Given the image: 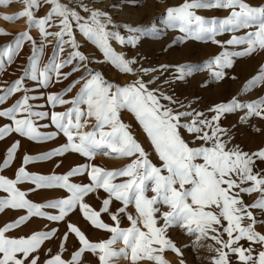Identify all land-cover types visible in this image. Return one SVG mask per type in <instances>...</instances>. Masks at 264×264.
Returning a JSON list of instances; mask_svg holds the SVG:
<instances>
[{
  "label": "snow or ice",
  "instance_id": "6c2138e0",
  "mask_svg": "<svg viewBox=\"0 0 264 264\" xmlns=\"http://www.w3.org/2000/svg\"><path fill=\"white\" fill-rule=\"evenodd\" d=\"M14 2L22 3L23 10L15 16L0 18L9 23L26 18L29 31L17 35L12 43L0 46V72L13 62L26 44L31 45L32 51L23 74L8 87H0V106L19 94L11 106L0 107V119L9 122L0 126V141L16 134L34 143H45L54 141L62 134L66 143L40 155L26 154L22 158V166L12 179L0 175V194H3L0 195V213L6 210L25 212L16 221L0 227V264H39L38 251L45 242L56 238L57 228L36 231L19 238L7 234L30 222L31 218H41L49 224L67 222L66 218L77 209L95 228L111 233V238L101 243H89L78 227L68 223L60 252L66 249L70 234L75 235L82 247L71 255L67 264H78L77 258L86 250L93 253L99 250L101 264H109L113 258L121 255L127 258L126 249L131 251L133 264L140 256L155 261V264H165L160 255L153 253L171 250L181 255V251L167 237V231L174 226H179L189 236L194 235L197 242L209 238L214 241L218 247L215 248L217 255L212 264H231L232 254L238 257L239 264H264V234L255 230V226L264 223V220H258L252 211L256 209L264 213V170H255L257 160L264 162V149L249 154L238 146L229 147L231 138L228 137V130L219 124L226 114H234L239 110H246L240 122L252 117L264 119V97L244 103L234 97L229 102L200 111L192 108L191 104L179 103L159 87L150 88L159 77L146 82L140 75L146 76L151 72L163 75L172 69L173 75L164 81L165 84L177 79L184 81L200 72H206L213 82L222 81L227 70L233 68L235 58L250 57L264 51V6L252 7L244 0H186L181 6L168 8L167 20L174 26L178 25L179 32L183 34L174 43L186 40L210 42L222 50L201 64L161 65L157 68H140L138 72L132 67L137 64V59L118 55L110 46V41L135 48L139 35L125 38L106 11L90 10L82 4L79 8L88 14L85 17L61 0H0V6H10ZM42 5L48 6L50 11L43 18H37L36 13ZM201 9L229 10L230 14L223 19H206L196 14ZM56 20L59 21V31L49 32L48 28L57 26ZM74 26L85 40L99 49L103 54V62L111 63L121 73L132 74L137 78L126 86H120L108 82L100 71L92 70L89 64L95 61H89V57L80 50ZM253 27L255 31L243 36L235 35L241 29ZM32 28L38 29L45 40L53 35L57 38L52 56L42 67L37 56L43 52L44 44L41 42L37 48L36 41L30 35ZM125 30L138 33L139 26H125ZM225 33H231V38L226 42L217 39ZM5 35L7 33L0 31V36ZM229 46L246 47L230 51ZM66 49L70 51L64 56ZM69 66L71 68L68 71H63ZM81 69L84 70L83 75L72 81L62 93L48 94L46 97V105L53 109L58 105L70 104L71 107L51 114L39 110L46 105L34 103L37 96L30 94L32 89L26 81L33 82L37 88L46 89L53 82L68 80ZM77 86L79 88L75 97L65 99ZM258 87H264V64L243 85L242 92ZM122 110L134 114L159 160L163 162L162 167L150 162L129 125L122 122ZM206 112L213 115L209 118ZM90 120L94 121L92 130L83 131ZM53 127L55 130L49 131ZM182 130L190 134L191 146L184 139ZM19 147V140L8 147L0 161V172L10 168ZM67 153L79 154L87 161L97 154L112 159H133L118 171L105 170L87 162L60 175L33 174L26 170L31 164L49 162ZM165 172L166 175L163 174ZM85 175L90 181L88 184L70 180ZM118 178L127 179L116 182ZM25 183L33 191L62 190L66 195L51 198L46 203L32 202L27 198L30 192L18 187ZM149 183L153 193L151 197L146 195ZM98 190H102L106 198H102L100 209L94 210L85 202V198ZM252 194H258V198L249 205L242 195ZM113 201L122 205L115 212L110 207ZM132 205L138 215H128L131 227L121 228L120 214H124ZM103 214L109 215L116 226L110 227L104 223L101 219ZM161 220L163 223L159 225ZM139 225L147 231L141 230ZM225 234L227 239L224 238ZM118 240L125 246L120 252L112 250ZM242 240L248 241L250 245H260L258 254L254 255L252 246H241ZM44 264L66 262L61 254H55L47 258ZM181 264H184L183 260Z\"/></svg>",
  "mask_w": 264,
  "mask_h": 264
},
{
  "label": "rangeland",
  "instance_id": "374dc122",
  "mask_svg": "<svg viewBox=\"0 0 264 264\" xmlns=\"http://www.w3.org/2000/svg\"><path fill=\"white\" fill-rule=\"evenodd\" d=\"M72 10H76L79 14L87 17V13L80 11L79 6H87L90 10L106 11L109 16L113 19V22L119 26L121 34L127 38L128 35H139V40L135 48L130 46H120L115 41H110V46L119 55L123 54L126 58H136L137 64L132 65L134 69L139 72L140 68H157L161 65L177 66L182 63L190 64H201L207 59L214 58L222 49L219 46L213 45L210 42H199L186 40L183 43H174L183 34L179 32L178 25H172L167 20V9L170 7L181 6L186 0H61ZM190 2V0H188ZM249 6L259 7L264 6V0H244ZM119 6V7H114ZM23 10V5L20 2H14L10 6H0V17L3 16H15ZM238 10V9H237ZM50 11L48 6H41L40 10L36 13L37 18H43L46 13ZM197 15H200L206 19H223L229 14V10L223 9H201L196 11ZM56 27L48 28L49 32L59 31V21L56 20ZM125 26H139L138 33H130L125 30ZM256 29H241L235 33V35L243 36L249 31H255ZM0 31L7 33L5 36H0V46L10 44L13 42L17 35L23 34L29 31L27 26L26 18H21L14 22H7L0 18ZM30 35L36 41V46L39 48L41 42L44 44L42 53H38L37 59L42 67L47 63L53 54V49L57 44V38L49 36L46 40L43 39L38 29L32 28ZM74 35L77 42L81 45L80 50L89 57V61H95L90 63L89 67L94 71H100L104 79L108 82L126 86L128 83L133 82L137 76L132 74L121 73L111 63L103 62V54L99 49L92 44L90 41L85 40L76 30L74 26ZM231 33H225L217 37L218 40L226 42L231 38ZM246 46L228 47L230 51H239ZM31 45L26 44L22 47L21 51L14 58L13 62L6 66L3 72H0V87L6 88L13 81L19 78L23 74V69L27 65V58L31 54ZM67 51L63 54L67 55ZM264 64V51L254 53L250 57L235 58L234 66L232 69L227 70V75L222 81L213 82L209 78L206 72H200L194 74L190 78H186L184 81L179 79L175 82L164 83L166 79L173 75V70L169 69L168 72L161 75L159 72H151L149 75H141L144 81H148L153 77H159L155 83L150 85V88H160L165 94L172 96L179 103L185 105L191 104V107L200 111H206L210 107L217 105L222 102H229L232 98H236L239 102H251L261 97H264V87L253 88L250 91L242 92L243 85L252 78L258 71V67ZM71 68L64 69L68 71ZM84 70L74 73L68 80L61 81L59 83L53 82L48 88H37L31 81H26L27 86L32 89V95L37 96V100L34 103L45 104L46 97L48 94H59L74 80L78 79L83 75ZM234 77V78H233ZM206 86H202L205 85ZM79 86L73 89L71 93L66 95L65 99H73L78 91ZM19 95V94H18ZM18 95L10 97L3 106L9 107L18 98ZM41 96L43 98H41ZM193 101H195L193 103ZM162 103L168 104L167 101ZM68 105H58L55 109L50 106H45L43 111L61 112L66 111ZM175 108L176 105H173ZM184 110V109H178ZM246 110H239L234 114H226L224 118L219 121L221 127L228 130V137H230L229 147L238 146L243 152L252 154L256 151L264 149V119L258 117H252L245 122H240V117L245 115ZM206 115L210 118L213 113L206 112ZM122 122L129 125V128L138 143L141 144L142 148L145 149L150 162L154 166L162 167L163 162L159 160L158 155L155 153L154 148L151 145V141L148 139L147 134L143 131L139 122L136 120L134 114L127 110L121 112ZM5 123H9L6 120L0 119V126ZM44 123H50V121H44ZM94 123L93 120L88 122V125L83 129L87 132L92 130L91 125ZM55 130L54 127L50 128L49 131ZM182 135L186 142L190 143L191 136L186 131L182 130ZM228 137H225L227 139ZM20 141V147L17 155L10 166L0 172L5 178L12 179L19 167L22 166V158L27 155H40L45 152L51 151L64 143L66 138L60 134L54 141L45 143H34L28 141L26 138L19 137L16 134H11L10 137L0 141V161H2L6 150L10 145L16 141ZM201 143V142H197ZM133 158H116L112 159L105 157L102 154H97L91 161H87L86 158L81 157L76 153H67L61 158H53L49 162H40L31 164L26 167V170L33 174H67V172L74 166H79L82 163H90L94 166H99L105 170L118 171L122 167L127 166ZM59 164L57 167L56 165ZM256 171L264 170V162L259 160L256 161ZM163 174H167L166 172ZM127 178H118L116 182H123ZM71 182L88 184L90 183L88 177H73L70 178ZM249 186V185H245ZM20 190L28 191V199L36 203H46L51 198H61L66 194L62 190H44V191H33L31 186L28 184L18 185ZM151 184L148 185V191L146 195L151 197L153 193L150 191ZM3 195V194H0ZM102 198H106V194L102 190H98L96 193H91L85 198V202L89 204L94 210H99L102 205ZM258 198V194L242 195V199L247 203L251 204L255 199ZM122 205L120 202L113 201L110 205L112 211L118 210ZM164 211H167L166 207H163ZM53 211V210H46ZM254 215H257L258 220H264V213H260L259 210H252ZM25 212L22 210H6L4 213H0V227L6 226L7 223L14 222L19 219L20 216L24 215ZM121 215V228L131 227L130 221L127 219L128 215L136 217L138 214L135 211L134 205L129 206L126 212ZM102 221L110 227L116 226L115 223L110 219L109 215L103 214L101 217ZM67 222L51 223L41 218H31L30 222H26L19 229L10 231L7 235L12 238L27 237L34 234L36 231L50 230L51 228H57L58 233L56 238L45 242L41 249L38 251L39 264H44L47 258L55 254H61L66 264L71 259V255L78 251L82 245H80L74 234H70L66 243V249L61 253L60 245L63 243L62 237L65 235L67 230V224L70 223L74 227H78L82 234L89 243H101L111 238V233L95 228L89 221H87L83 214L77 209L74 213L70 214L66 218ZM162 225V220L158 222ZM247 223V221H245ZM227 226V222H225ZM141 230L147 231L142 225H139ZM255 230L261 234H264V223L257 224ZM167 237L170 238L175 246L181 251V255L171 250H166L162 253H153V255H160L164 260L165 264H212L213 259L216 257L215 248L218 247L214 244V241L209 239H201L197 242L196 237L189 236L186 231L181 229L179 226H174L167 231ZM225 239L227 236L225 234ZM240 245L247 248L252 246L254 248V255L258 254L260 245H250L248 241H240ZM211 246V247H210ZM125 246L123 242L118 240L113 246L112 250L120 252ZM158 247V246H153ZM49 249L51 251L49 252ZM127 258L123 255L113 258L109 264H133L131 260V251L126 249ZM101 253L97 250L95 253L91 251H85L81 257L77 258L78 264H101L99 256ZM231 264H239L238 257L234 254L231 255ZM135 264H155V261L149 260L143 256L138 257Z\"/></svg>",
  "mask_w": 264,
  "mask_h": 264
}]
</instances>
